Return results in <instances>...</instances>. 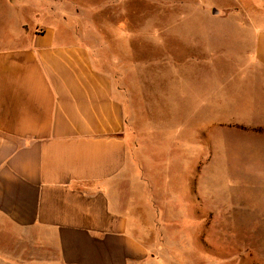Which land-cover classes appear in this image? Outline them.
<instances>
[{
	"label": "crops",
	"instance_id": "obj_1",
	"mask_svg": "<svg viewBox=\"0 0 264 264\" xmlns=\"http://www.w3.org/2000/svg\"><path fill=\"white\" fill-rule=\"evenodd\" d=\"M221 1L230 6L214 3V18L226 8L249 15L247 25L264 16V0ZM128 2L104 0L98 9L122 11ZM87 8L76 0H0V264H146L143 236L156 232L145 217L159 201L156 187L202 177L189 166L186 181L187 136L183 142L177 113L162 125L148 116L142 141L140 119L128 111L133 78L124 82L122 72L110 73L64 12ZM121 30L110 40L145 35ZM252 31L251 64L235 71L260 84L261 96L250 105L261 115L252 122L261 125L264 23ZM213 96L200 103L210 104L206 123L239 122L229 112L220 118ZM169 150L174 158L167 159Z\"/></svg>",
	"mask_w": 264,
	"mask_h": 264
},
{
	"label": "rangeland",
	"instance_id": "obj_2",
	"mask_svg": "<svg viewBox=\"0 0 264 264\" xmlns=\"http://www.w3.org/2000/svg\"><path fill=\"white\" fill-rule=\"evenodd\" d=\"M103 1L76 0L88 8L64 12L76 33L102 53L110 73L120 77L122 72L124 82L133 78L128 111L140 119L142 141L148 116L162 125L163 117L174 121L169 116L177 113L185 127L182 140L187 139L181 155L186 181L189 166L202 173L189 185L181 178L182 185L173 180L156 187L159 201L145 217L154 220L156 232L143 236L149 247L146 264H264V123L252 122L250 105L252 99L258 102L261 87L235 71L250 66L252 27L264 23V16L247 25L249 15L246 20L231 14L230 3L221 0H129L125 10L102 13ZM214 3L227 7L218 18ZM120 22L127 25H113ZM119 28L145 35L111 41ZM4 32L0 23V35ZM212 95L219 117L229 112L239 122L206 123L210 104L202 108L200 103L212 101ZM180 96V104L169 100ZM175 156L167 152V159Z\"/></svg>",
	"mask_w": 264,
	"mask_h": 264
}]
</instances>
